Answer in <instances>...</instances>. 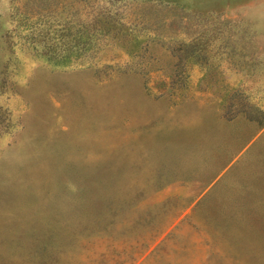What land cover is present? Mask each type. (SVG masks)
<instances>
[{"label": "rangeland", "instance_id": "obj_1", "mask_svg": "<svg viewBox=\"0 0 264 264\" xmlns=\"http://www.w3.org/2000/svg\"><path fill=\"white\" fill-rule=\"evenodd\" d=\"M0 264H264V0H0Z\"/></svg>", "mask_w": 264, "mask_h": 264}]
</instances>
